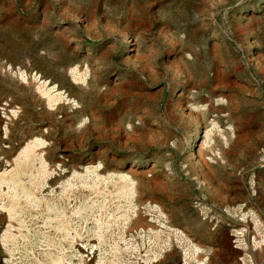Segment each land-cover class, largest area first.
I'll use <instances>...</instances> for the list:
<instances>
[{
	"label": "rangeland",
	"instance_id": "rangeland-1",
	"mask_svg": "<svg viewBox=\"0 0 264 264\" xmlns=\"http://www.w3.org/2000/svg\"><path fill=\"white\" fill-rule=\"evenodd\" d=\"M0 264H264V0H0Z\"/></svg>",
	"mask_w": 264,
	"mask_h": 264
}]
</instances>
